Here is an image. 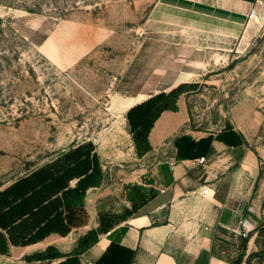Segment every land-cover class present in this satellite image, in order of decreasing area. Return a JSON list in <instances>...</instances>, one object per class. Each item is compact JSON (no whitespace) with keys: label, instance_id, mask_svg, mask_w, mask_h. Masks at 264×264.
Here are the masks:
<instances>
[{"label":"crops","instance_id":"crops-1","mask_svg":"<svg viewBox=\"0 0 264 264\" xmlns=\"http://www.w3.org/2000/svg\"><path fill=\"white\" fill-rule=\"evenodd\" d=\"M259 1L157 5L237 29L243 44ZM191 75L183 70L167 91L123 101L132 103L126 165L107 170L97 149L75 147L2 189L0 264H95L111 243L133 250L130 264H244L241 221L264 220V66L215 131L190 124Z\"/></svg>","mask_w":264,"mask_h":264},{"label":"rangeland","instance_id":"rangeland-1","mask_svg":"<svg viewBox=\"0 0 264 264\" xmlns=\"http://www.w3.org/2000/svg\"><path fill=\"white\" fill-rule=\"evenodd\" d=\"M159 1L0 0V191L75 147L97 149L107 170L126 165L123 101L167 91L183 70L191 126L220 128L264 66V0L243 44L239 30ZM246 239L244 264H264V220Z\"/></svg>","mask_w":264,"mask_h":264},{"label":"trees","instance_id":"trees-1","mask_svg":"<svg viewBox=\"0 0 264 264\" xmlns=\"http://www.w3.org/2000/svg\"><path fill=\"white\" fill-rule=\"evenodd\" d=\"M196 142L191 141L189 145L193 147ZM247 242V239L244 240ZM134 252L131 249H123L116 243H111L107 251L95 264H130L132 262ZM60 264H65L61 262Z\"/></svg>","mask_w":264,"mask_h":264},{"label":"built area","instance_id":"built-area-1","mask_svg":"<svg viewBox=\"0 0 264 264\" xmlns=\"http://www.w3.org/2000/svg\"><path fill=\"white\" fill-rule=\"evenodd\" d=\"M258 7L257 5H255L250 13H249V18L250 19H253L255 18V16L258 14ZM207 162V157L206 156H201L200 158H198V163L199 164H205ZM174 162H172V168L174 167ZM211 187L210 186H206L203 188L202 190V195L205 196V195H208L210 194L211 192ZM255 227L252 225V223L250 222V220L248 218H244L242 221H241V224H240V231H239V234L244 237V238H247V237H250L251 233L254 231Z\"/></svg>","mask_w":264,"mask_h":264},{"label":"bare ground","instance_id":"bare-ground-1","mask_svg":"<svg viewBox=\"0 0 264 264\" xmlns=\"http://www.w3.org/2000/svg\"><path fill=\"white\" fill-rule=\"evenodd\" d=\"M258 17H259V15H256L255 18H253V19H258Z\"/></svg>","mask_w":264,"mask_h":264}]
</instances>
